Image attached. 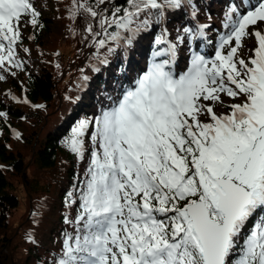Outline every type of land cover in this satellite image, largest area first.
<instances>
[{"label": "snow or ice", "instance_id": "1", "mask_svg": "<svg viewBox=\"0 0 264 264\" xmlns=\"http://www.w3.org/2000/svg\"><path fill=\"white\" fill-rule=\"evenodd\" d=\"M187 2L125 0L110 8L111 0H72L70 15L83 10L96 21L100 31L92 24L86 31L101 37L98 47L120 40V30L131 45L136 18ZM39 15L30 0H0V71L23 66L16 58L22 17L35 27ZM225 17L214 57L193 52L175 75L179 45L203 37L208 25L185 27L175 42L165 30L155 39L163 59L114 106L71 129L69 149L80 160L91 151L80 208L75 219L65 217L73 233L55 264H264V0H234ZM250 35L257 46L246 61L238 50ZM217 105L229 111L217 113Z\"/></svg>", "mask_w": 264, "mask_h": 264}, {"label": "trees", "instance_id": "2", "mask_svg": "<svg viewBox=\"0 0 264 264\" xmlns=\"http://www.w3.org/2000/svg\"><path fill=\"white\" fill-rule=\"evenodd\" d=\"M30 2L40 15L33 29L28 25L30 31L21 32L16 58L23 66H8L10 71H0L5 77L0 80V112L5 114L0 116V261L4 264H55L60 258L63 241L74 228L65 223V217L75 219L80 208L79 197L91 151L89 148L84 160H80L65 144V138L78 121L94 119L111 108L119 96L120 91L116 90L125 84L127 74L133 67L139 68L129 57L123 70L124 52L120 40L97 46L96 41L101 37L94 38L86 28L92 24L95 31H100L98 24L83 10L73 19L70 15L72 0ZM89 3L94 4L95 0ZM124 3L125 0H111L109 7ZM223 4L224 1L220 4L214 1L207 7L200 2L197 5L200 18L218 25ZM167 10L171 9L165 8ZM160 11H146L132 25L133 29L147 31L139 41L146 45L145 52L160 47L154 38L161 34ZM177 15L169 20L175 40L178 34L183 35L187 25H192L184 8L178 9ZM145 20L146 25L142 23ZM115 30V26L108 29L109 32ZM120 31L123 40L129 32ZM65 47L70 50L63 52ZM187 49V44L179 45L181 52ZM102 56L110 59L111 70L106 69L105 78L90 69L92 62ZM136 60L143 65L145 55L136 54ZM86 76H90V81L89 90L85 91L79 89V84ZM22 93L29 103L23 101ZM89 134L85 136L86 146L90 144ZM18 185L26 198L25 215H21L16 234V228L11 233L18 237L15 249L19 246L21 255L7 258L3 250L13 251L7 232L11 224L9 216L21 205ZM70 192L72 200L76 201L71 205L67 199Z\"/></svg>", "mask_w": 264, "mask_h": 264}, {"label": "rangeland", "instance_id": "3", "mask_svg": "<svg viewBox=\"0 0 264 264\" xmlns=\"http://www.w3.org/2000/svg\"><path fill=\"white\" fill-rule=\"evenodd\" d=\"M170 11V10H169ZM168 14L170 16H175L177 13L176 12H168ZM24 25H26V23L24 22L23 23ZM59 24V23H58ZM247 39L249 41V44H248V47L250 49H253L257 46V44L255 43H252L251 40H250V37L248 38H244L243 41ZM243 43H242V47H243ZM241 47V48H242ZM240 48V49H241ZM70 50V47H65L63 48V52L67 51V50ZM214 111H216L217 113H220V112H223L225 110H222L220 107L216 106L214 107ZM204 118V117H203ZM202 118V119H203ZM20 143H18L17 146H19ZM30 151V150H29ZM29 151L27 152V160L29 159ZM28 165L30 166V169L32 168V165L30 163V160L28 161ZM17 191H18V195L20 196V201H21V205L19 207V209H17L16 211H14L10 216H9V222L11 223L10 224V229L7 231L9 234H10V238L8 239L9 241H11L12 245H13V251H7L6 249L3 250V253H5L7 255V258H10V256H14V258H17L19 255H21V251H20V247L18 246L16 249H15V244L18 242V237H16L14 234H12V230L14 228L15 229V234L16 232L18 231V223L21 222L20 221V218H21V215L24 216L25 215V194L24 192L22 191V188L20 185L17 186ZM22 219V218H21ZM12 264H15V263H12Z\"/></svg>", "mask_w": 264, "mask_h": 264}, {"label": "water", "instance_id": "4", "mask_svg": "<svg viewBox=\"0 0 264 264\" xmlns=\"http://www.w3.org/2000/svg\"><path fill=\"white\" fill-rule=\"evenodd\" d=\"M0 264H2V263L0 262Z\"/></svg>", "mask_w": 264, "mask_h": 264}]
</instances>
